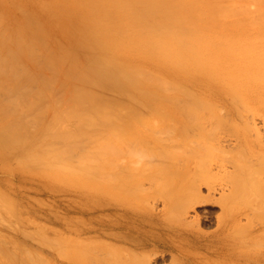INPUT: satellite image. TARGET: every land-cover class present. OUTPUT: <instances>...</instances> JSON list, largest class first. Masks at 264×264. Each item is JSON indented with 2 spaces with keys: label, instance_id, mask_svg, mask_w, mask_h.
<instances>
[{
  "label": "rangeland",
  "instance_id": "obj_1",
  "mask_svg": "<svg viewBox=\"0 0 264 264\" xmlns=\"http://www.w3.org/2000/svg\"><path fill=\"white\" fill-rule=\"evenodd\" d=\"M162 1L153 7L141 1L138 7L144 10V19L150 14H156L150 20L159 19ZM175 1L170 8H177ZM236 1L197 0L201 14L189 13L205 29L192 34L180 25L179 31L192 36L191 43L198 38L203 44L161 51L185 63L173 67L141 62L135 51H115L106 42L92 47L84 38L73 44L49 27L30 0H0V58H7L0 61L20 64L10 76L6 65L0 66V264L68 263L66 211L76 195L95 191L98 142L107 129L177 128L183 126L181 112L187 110L210 140L234 142L244 122L234 125L233 116L241 109L253 127L255 142L264 139V0H244V9L228 15ZM213 8L216 14L210 12ZM113 27L121 37L122 23L107 21L103 29ZM127 34L131 36V31ZM18 47L23 49L21 61H10V49ZM38 51L43 52L41 61L33 58ZM113 59L117 73L131 71L140 78L116 87L110 82L114 77L110 69L103 68ZM28 71L30 78L22 85L19 76ZM182 72H187L184 79L178 74ZM208 72L215 78L212 83ZM252 74L256 76L251 78ZM187 76H196L197 83ZM6 82L13 87L21 84L26 91L10 90ZM258 127L261 134L255 131ZM243 151L246 155V147L235 148L238 155ZM248 162L264 175L263 156L253 154ZM228 177L216 174L213 181ZM260 185L243 186L227 200L235 210L247 208L238 231L252 232L256 247H264ZM255 196L259 204L253 206ZM204 207L213 214L220 211V204L199 208ZM204 227L214 229L215 217ZM164 263L171 264L169 255L157 264Z\"/></svg>",
  "mask_w": 264,
  "mask_h": 264
},
{
  "label": "bare ground",
  "instance_id": "obj_2",
  "mask_svg": "<svg viewBox=\"0 0 264 264\" xmlns=\"http://www.w3.org/2000/svg\"><path fill=\"white\" fill-rule=\"evenodd\" d=\"M30 1L55 33L73 44L78 45L84 38L92 47L106 42L115 51L133 50L136 60L156 66L181 67L185 64L182 60L161 51L197 48L203 44L198 38L191 43L192 36L179 31L180 25H186L192 34L205 29L189 13L201 14L197 0H176L175 9L169 7L171 0H163L161 16L155 21L149 18H156V14L144 19V10L138 6L142 1L153 7L157 0ZM244 2L236 1L237 6H231L228 15L244 9ZM217 11L210 10L213 14ZM107 21L124 25L121 37L117 36L116 27L103 29ZM200 22L206 24L204 20ZM10 51L14 57L8 56L10 61H21L18 57L23 52L21 47ZM42 54L34 52L33 58L41 61ZM115 62L113 59L103 68L110 69L114 76L110 82L116 87L140 78L131 71L117 73L112 69ZM1 63L6 65L8 76L20 65L0 61V66ZM29 73L19 76V83L23 85L30 78ZM178 74L184 79L187 72ZM210 74L207 78L212 83L215 78ZM255 76L252 74L251 78ZM196 79L187 76L194 83ZM22 85L7 84L6 88L24 94ZM181 119L183 126L177 128L140 129L120 125L100 135L96 189L76 195L66 211L67 264H157L168 255L171 264H264V247L252 244V232L238 231L243 225L242 211L247 208L235 210L227 201L243 186L258 187L259 183L262 188L257 192L264 197V175L262 171L258 174V168L248 162L253 154L264 157V139L259 144L255 142L250 132L253 127L241 109L233 116L234 125L244 122L234 142L210 140L203 126L192 120L187 110L181 112ZM255 131L261 134L259 127ZM244 147L246 155L245 151L235 153V148ZM216 174L229 177L213 181ZM258 202L257 196L251 201L253 206ZM209 204H220V211L213 214L210 207L199 208ZM213 216L216 227L208 230L204 226Z\"/></svg>",
  "mask_w": 264,
  "mask_h": 264
}]
</instances>
